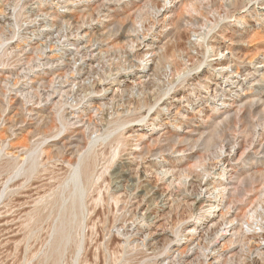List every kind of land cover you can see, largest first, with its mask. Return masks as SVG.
<instances>
[{
	"label": "rangeland",
	"instance_id": "obj_1",
	"mask_svg": "<svg viewBox=\"0 0 264 264\" xmlns=\"http://www.w3.org/2000/svg\"><path fill=\"white\" fill-rule=\"evenodd\" d=\"M231 1L0 0V264H264V0ZM76 49L105 55L108 78L74 106L76 68L96 64ZM122 90L124 107L144 105L100 123L95 100ZM88 118L103 127L90 142ZM89 148L104 177L84 186L80 217L56 220L54 194ZM114 188L104 208L97 194Z\"/></svg>",
	"mask_w": 264,
	"mask_h": 264
},
{
	"label": "bare ground",
	"instance_id": "obj_2",
	"mask_svg": "<svg viewBox=\"0 0 264 264\" xmlns=\"http://www.w3.org/2000/svg\"><path fill=\"white\" fill-rule=\"evenodd\" d=\"M20 1V0H19ZM233 1V0H232ZM231 1V4H241V3H243V0H234L233 2ZM16 4V3H15ZM232 5V6H233ZM215 11H216V9H215ZM58 31V30H57ZM60 32V31H59ZM65 36V35H64ZM178 46V45H177ZM212 46H211V50H212ZM84 49V48H83ZM87 51H88V49H87ZM87 51H81L80 49L78 50V49H76L75 50V54H74V57L76 58V59H78V60H80V61H82V59L85 57V56H87V54L88 55H90V57H91V59H96L95 61H96V64L94 63L93 64V62H89L87 65L84 63V64H81V65H79L77 68H76V75H77V88H76V90H71L70 92L69 91H67V93H68V95L69 94H72V96H71V100L69 101L70 102V104L71 105H78V104H80V102H81V100H83V99H85L84 97H86L85 96V92L83 93V90L84 89H89L90 91H95V90H97V88H98V86L100 87L101 86V82L102 81H105L108 77H106V75H105V73L107 74V72H104L105 71V69H104V67H103V65H104V59H106L103 55H100L99 56V54H98V56L99 57H96V55H93V53H88ZM149 51L147 50V53H148ZM219 53V50H216L215 51V54H218ZM107 55V54H106ZM95 56V57H94ZM162 56V55H161ZM157 57V56H156ZM159 58H161V57H159ZM85 60V59H84ZM77 61V60H76ZM75 62V61H74ZM83 62V61H82ZM130 65H132V64H130ZM212 66H220V68L221 69H223V68H228V62H226V61H224V60H217L216 62H215V64H211ZM87 67V68H86ZM168 68V67H167ZM237 68V73H238V67H236ZM165 69H166V67H165ZM166 70H168V69H166ZM222 72V71H221ZM74 73V72H73ZM94 75H98V80H96L95 81V79L93 78L94 77ZM96 78V77H95ZM76 84V83H75ZM149 84V83H148ZM206 85V84H205ZM262 85V84H261ZM102 86H103V84H102ZM143 86V85H142ZM209 86V85H208ZM139 87V86H138ZM128 88V87H127ZM123 89V88H122ZM129 89V88H128ZM133 89V88H132ZM101 90H103V88L101 89ZM115 90V89H114ZM129 90H131V88L129 89ZM134 90V89H133ZM136 90V89H135ZM138 90V89H137ZM139 90H141V89H139ZM100 91V90H99ZM107 91V90H106ZM117 91H118V89H117ZM125 91H126V89H125ZM128 91V90H127ZM132 91V90H131ZM66 92V91H65ZM64 92V93H65ZM105 92V91H104ZM129 92V91H128ZM127 92V93H128ZM133 92V91H132ZM135 92V91H134ZM143 92V91H142ZM95 93V92H94ZM97 93H98V91H97ZM113 93V92H112ZM116 93V92H115ZM118 93V92H117ZM121 93V94H120ZM119 93V97L118 98H116L117 99V101H118V99H119V101L121 100V101H123V102H119L118 104H116V105H114V106H111V103L110 104H108L107 105V100L105 101V99H106V93L103 95V97L102 98H100V99H97V100H95V99H92V100H95V102H94V106L96 107V111L98 112V110H101V108L103 107V108H105L104 110H103V112L101 113L102 115H101V117H99V122L100 123H102L101 121H105L106 123H107V120H109V119H107V116H110V115H112V114H117V116H118V113H122L123 111H125V110H127L128 109V111H130V108L131 107H133L132 105L129 107V108H126V107H124L123 106V104H125L126 105V103H132V101L131 100H133V99H131L130 100V96L131 95H128V94H126V92H125V94H124V91L122 90V92H120ZM136 93H138L137 91H136ZM66 94V93H65ZM86 94H89V96H90V93L87 91V93ZM141 94V93H140ZM262 94V93H261ZM48 95V94H47ZM50 95V94H49ZM112 95H114V94H112ZM112 95H111V97H112ZM116 94H115V97L117 96ZM65 96V95H64ZM66 96H67V94H66ZM88 96V95H87ZM139 97H140V95H138ZM261 96H264V93H263V95H261ZM114 97V96H113ZM60 98H61V96L59 97V101H60ZM136 98H138V97H136ZM64 99V98H63ZM67 99V98H66ZM87 99V98H86ZM114 99V98H113ZM139 99H141V97L139 98ZM139 99H137V100H139ZM65 100V99H64ZM68 100V99H67ZM137 100H136V102H134L135 103V105H134V107H133V111H134V109H136L137 107H139L140 106V104H142L143 102L142 101H144V100H142L141 101V103L139 104V102H140V100H139V102H137ZM58 101V100H57ZM57 101H56V103H57ZM113 101V100H112ZM65 102V101H64ZM63 102V103H64ZM110 102V101H109ZM115 102H116V100H115ZM60 103V102H59ZM62 103V104H63ZM114 103V102H113ZM256 103V102H255ZM58 104V103H57ZM65 104V103H64ZM67 104V103H66ZM65 104V105H66ZM69 104V105H70ZM127 104V105H128ZM133 104V103H132ZM257 104V103H256ZM255 104V105H256ZM59 105H61V104H59ZM64 105V106H65ZM68 105V106H69ZM70 105V106H71ZM103 105H105L106 107H104ZM110 105V106H109ZM126 105V106H127ZM143 105H144V103H143ZM254 105V106H255ZM53 106H54V104H53ZM55 106H57V105H55ZM54 106V107H55ZM63 106V107H64ZM67 106V107H68ZM108 106V107H107ZM142 106V105H141ZM73 107V106H72ZM93 107V106H92ZM124 107V108H123ZM256 107V106H255ZM60 108V107H59ZM70 108V107H69ZM140 108V107H139ZM58 109V108H57ZM111 109V110H110ZM61 110V109H60ZM71 110H72V108H71ZM138 110V109H137ZM59 111V110H58ZM66 111V110H65ZM255 111V110H254ZM125 112H127V111H125ZM54 113V112H53ZM57 114H59L58 115V118L59 119H61L62 121H63V123H65V124H68V123H72L71 122V118H69L70 116H72L71 115V112H64V108H63V110H61V112L59 113H57ZM129 114V113H128ZM257 114V113H256ZM120 115V114H119ZM122 115V114H121ZM254 115V114H253ZM75 115H73V117H74ZM100 116V115H99ZM116 116V117H117ZM52 117V116H51ZM55 117V116H54ZM53 117V118H54ZM111 117V116H110ZM259 117V116H258ZM261 117H262V115H261ZM260 117V118H261ZM49 118V117H48ZM58 118H57V116H56V118L55 119H57L58 120ZM92 118V117H91ZM262 118H264V116L262 117ZM50 119V118H49ZM92 119H94V118H92ZM92 119H89L88 118V120H87V122H86V124H85V122H84V124L82 125V124H80L81 126H84V131H83V134L85 133V139L86 140H89V142L91 141L90 140V136L92 135L91 133H93V132H97V131H99V130H101L102 128H100L99 127V125H100V123L99 122H96V120L95 121H91ZM57 120H55V121H57ZM257 120H259V119H257ZM264 120V119H263ZM53 121V120H52ZM61 121V122H62ZM74 121V120H73ZM77 121V120H76ZM82 121V120H81ZM83 121H85L84 119H83ZM113 121H115V120H113ZM260 121H261V119H260ZM51 122V121H50ZM49 122V125L50 124H52V123H50ZM58 122V121H57ZM104 122V123H105ZM257 122V121H256ZM262 122V121H261ZM47 123H48V121H47ZM55 122H53V124H54ZM258 123H259V121H258ZM74 124V123H73ZM120 124L121 123H118V124H116L115 126L116 127H118L119 128V126H120ZM58 125H59V122H58ZM63 125V124H62ZM70 125V124H69ZM255 125V124H254ZM45 126V125H44ZM51 127L52 126H57V125H50ZM50 126H48V127H50ZM60 126V125H59ZM58 126V127H59ZM101 126V125H100ZM104 126V125H103ZM47 127V126H46ZM61 127V126H60ZM68 127L69 126H67L66 128H67V130H69L68 129ZM78 127V126H77ZM115 127V128H116ZM45 128V127H44ZM54 128V127H53ZM57 128V127H56ZM65 128V127H64ZM63 128V129H64ZM66 128H65V130H66ZM75 128V127H74ZM56 130V129H55ZM64 130V131H65ZM48 131V130H47ZM47 131H46V133H47ZM62 131V130H61ZM49 132V131H48ZM52 132H54V131H52L51 130V133H48V135L49 134H54V133H52ZM67 132V131H66ZM72 132V131H71ZM75 132V131H74ZM82 132V131H81ZM103 132V131H102ZM58 133H60L59 132V130H58ZM70 133V132H69ZM108 133V132H107ZM44 134H45V132H44ZM73 134V133H72ZM78 134H79V132H78ZM101 134V133H100ZM47 135V136H48ZM58 135V134H57ZM75 135V134H74ZM80 135V134H79ZM68 136V135H67ZM104 136L105 137H107L108 135H105V133H104ZM263 136H264V134H263ZM80 137V136H79ZM253 137V136H252ZM44 138V137H43ZM83 138V137H82ZM104 138V137H103ZM67 139V138H66ZM124 139V138H123ZM69 140H70V138H69ZM79 140H81V139H78L77 137L75 138V139H71L70 141H67L70 145L73 143H78V145H79V143H80V141ZM113 141L115 140L117 143L120 141V139L117 137H115V138H113L112 139ZM94 141V140H93ZM114 141V142H115ZM125 141V140H124ZM155 141V140H154ZM115 142V143H116ZM122 142V141H121ZM252 142V141H251ZM264 142V141H263ZM262 142V143H263ZM66 143V142H65ZM64 143V144H65ZM81 144H82V141H81ZM92 144V143H91ZM120 144V143H119ZM85 145V144H84ZM75 146V145H74ZM74 146H71V147H74ZM101 146V145H100ZM110 146V145H109ZM114 146H115V144H114ZM118 146H120V145H118ZM70 147V148H71ZM75 147H77V146H75ZM74 147V148H75ZM90 147V146H89ZM107 144L105 143V145H103L102 147H100L99 149H98V151H99V155H101V161L103 160V163H106V165L108 164H111V160H112V158L114 159V157H115V152L117 153V151H115L113 154H111L112 156V158H111V160L109 161L108 160V158H107V155L109 154V151H107ZM117 147V146H116ZM66 148V147H65ZM69 148V147H68ZM77 148H79V146L77 147ZM82 148V147H81ZM79 149V150H82V149ZM110 148V147H109ZM111 148H112V146H111ZM90 149L91 148H89L87 151H88V154H87V152H86V158L84 157V158H82L81 157V159H80V162H81V164H80V166H79V163H78V166L76 165L74 168H72L71 169V171L69 172L68 170H67V172H69V174H67V175H65L66 176V178L63 180V182L61 181L60 182V187H58V188H60V192L58 191V192H56L54 195H55V197H54V199H53V203H55V205H56V207H58V209H57V213L58 214H56V217H57V219L56 220H59V221H61V219H62V221H63V219L65 220V219H67V221L68 220H70V221H72L75 217H80V214H81V211H82V209H83V192H84V186L85 185H89V184H92V183H94V185L93 186H95L96 185V182H97V180L98 179H102L104 176H103V174H102V172L100 173V174H97L98 172H95L94 171V163H95V161H96V157H95V155L96 154H93L92 152H90ZM113 149H116L115 147L113 148ZM262 149V148H261ZM62 150V149H61ZM117 150V149H116ZM76 151H78V150H76ZM97 151V152H98ZM113 151V150H112ZM262 151H263V153H264V147H263V149H262ZM59 152V151H58ZM79 152V151H78ZM262 153V154H263ZM58 154V153H57ZM93 154V155H92ZM49 155V154H48ZM99 155H98V157H99ZM41 156V155H40ZM43 156V155H42ZM61 156H62V154H61ZM114 156V157H113ZM37 157V156H36ZM45 157V156H44ZM46 157H48V156H46ZM109 157V156H108ZM100 158V157H99ZM51 159V158H50ZM98 160V159H97ZM41 161V160H40ZM70 161V160H69ZM113 162H114V160H112ZM108 162V163H107ZM110 162V163H109ZM130 162V161H129ZM106 165H104V166H106ZM107 165V166H108ZM111 166V165H110ZM29 169L30 170H33V168L34 167H36V165H34V161H31V163L29 164ZM46 169V168H45ZM104 169V168H103ZM107 168L105 167V169L104 170H106ZM103 170V171H104ZM121 170V169H120ZM48 171V170H47ZM95 172V173H94ZM105 172V171H104ZM166 172H168V170H166ZM166 172H164L163 173V175H165V174H167ZM61 173V172H60ZM59 173V174H60ZM63 173V172H62ZM66 173V172H65ZM120 173H125V170L123 171H121ZM49 174V173H48ZM118 174V173H117ZM55 175V174H54ZM58 175V174H57ZM103 177H102V176ZM119 175V174H118ZM264 175V174H263ZM38 176V175H37ZM167 176V175H166ZM62 177H64V176H62ZM96 177V180L95 181H93L94 180V178ZM37 178V177H36ZM106 178V177H105ZM262 178V177H261ZM34 179V178H33ZM38 179V178H37ZM46 179V178H45ZM63 179V178H62ZM100 179V180H101ZM251 179H253V178H251ZM255 180H253L252 182H254V183H252V184H254L253 185V187H252V190L251 191H253V188H254V190L256 189V188H258V185H259V180H257V179H259L258 177H256L255 176V178H254ZM105 179H103V181H104ZM199 180V179H198ZM264 180V179H263ZM40 181V180H39ZM45 181V180H44ZM60 181V180H59ZM195 181H197V180H195ZM261 181V180H260ZM33 182V181H32ZM52 182V181H51ZM56 182V181H55ZM58 183V182H57ZM62 183V184H61ZM32 184V183H31ZM42 184V183H41ZM97 184H98V182H97ZM264 184V183H263ZM59 185V184H58ZM101 184L99 183V185H97V186H100ZM43 186V185H42ZM97 186L95 187V189L97 188ZM45 187V186H44ZM38 188V187H37ZM41 188V187H40ZM48 188V187H47ZM94 188V187H93ZM101 187H99V189H100ZM98 189V190H99ZM117 188H114L113 189V191L112 192H109V193H107L106 191H105V194L103 193V195H102V193H101V196H99L98 194H97V196L99 197L98 199H100V198H102L100 201H103V204H102V206L105 208H107V200H110V201H108V202H113L112 204L113 205H115L120 199V196H119V198L116 196V192H117V190H116ZM260 189V188H259ZM258 189V190H259ZM101 190V189H100ZM99 190V191H100ZM42 192L43 191H45L44 189H42L41 190ZM40 191V192H41ZM47 191V190H46ZM99 191H98V193H99ZM251 191H250V193H251ZM93 192H94V190H93ZM256 194H257V192L258 191H254ZM253 192V193H254ZM36 193H37V191H36ZM96 193V192H95ZM40 194V193H39ZM92 194V193H91ZM255 194V195H256ZM68 196V203L66 204V205H62V202H63V200H64V198H66ZM86 196H90V194L88 193ZM96 196V195H95ZM94 196V197H95ZM97 196L95 197L96 199H97ZM94 197H92L91 198V196H90V198H91V201H95L96 203L98 202V200L96 201V199H93ZM261 197V196H260ZM256 200V199H255ZM99 201V202H100ZM121 202V201H120ZM66 203V202H65ZM87 203V202H86ZM94 202H92V204H93ZM101 203V202H100ZM99 203V204H100ZM109 204V203H108ZM94 205H95V203H94ZM97 205V204H96ZM101 205V204H100ZM117 205V204H116ZM85 206V205H84ZM90 206H91V204H90ZM99 206V205H98ZM97 206V207H98ZM118 206V205H117ZM260 206V205H259ZM55 207V206H54ZM94 207V206H93ZM101 207V206H100ZM99 207V208H100ZM114 207V206H113ZM116 207V206H115ZM261 210H257V209H255V211H254V219L256 220H259V222L260 223H258V222H256V223H258L259 225H260V228H263L264 229V198L263 199H261ZM96 208V207H95ZM112 208V207H111ZM91 209V208H90ZM89 210V209H88ZM101 210H102V208H101ZM103 210H105V209H103ZM90 211V210H89ZM106 211H107V209H106ZM131 216V215H130ZM94 218V217H93ZM76 220V219H75ZM73 223V222H72ZM56 224V223H55ZM78 224V223H77ZM53 227H55V226H53ZM63 227H64V225H63ZM64 229H66V228H64ZM123 230V228L121 227L120 228V230ZM120 230L118 231V233H120ZM121 230V231H122ZM123 232V231H122ZM121 232V233H122ZM127 232V231H126ZM69 233V232H68ZM52 234V233H51ZM53 235V234H52ZM69 236H70V234H69ZM254 237H256L257 239L258 238H261V240H264V234L263 233H261V234H256V235H254ZM70 238V237H69ZM68 238V239H69ZM67 243V242H66ZM65 243V244H66ZM79 243V242H78ZM63 244V243H62ZM78 249V248H77ZM258 254H260V253H258ZM261 255V254H260ZM62 256V255H61ZM262 256V255H261ZM98 257V256H97ZM105 259V258H104ZM262 259V258H261Z\"/></svg>",
	"mask_w": 264,
	"mask_h": 264
},
{
	"label": "water",
	"instance_id": "obj_3",
	"mask_svg": "<svg viewBox=\"0 0 264 264\" xmlns=\"http://www.w3.org/2000/svg\"><path fill=\"white\" fill-rule=\"evenodd\" d=\"M56 237H57L56 243H58V244L63 243L64 244L68 241L69 233H68V231L64 230V228H60Z\"/></svg>",
	"mask_w": 264,
	"mask_h": 264
}]
</instances>
